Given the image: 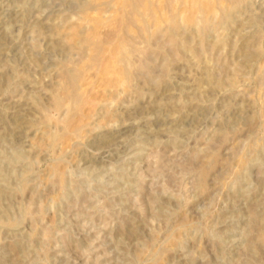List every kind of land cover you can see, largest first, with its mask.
Instances as JSON below:
<instances>
[{"label": "rangeland", "instance_id": "374dc122", "mask_svg": "<svg viewBox=\"0 0 264 264\" xmlns=\"http://www.w3.org/2000/svg\"><path fill=\"white\" fill-rule=\"evenodd\" d=\"M137 1L0 0V264H264V0Z\"/></svg>", "mask_w": 264, "mask_h": 264}, {"label": "bare ground", "instance_id": "6f19581e", "mask_svg": "<svg viewBox=\"0 0 264 264\" xmlns=\"http://www.w3.org/2000/svg\"><path fill=\"white\" fill-rule=\"evenodd\" d=\"M131 1V0H130ZM135 0H132V2H134ZM144 1V0H143ZM150 1V0H149ZM152 1V0H151ZM195 1V0H194ZM136 2L138 3V2H140V1H137L136 0ZM145 2V1H144ZM147 2H148V0H147ZM162 2V1H161ZM264 2V1H263ZM130 3V5H131V2H128V4ZM198 3V2H197ZM140 4V3H139ZM142 4V3H141ZM150 4V3H149ZM160 4V3H159ZM192 4V3H191ZM146 5V4H145ZM152 5V4H151ZM165 5V4H164ZM202 5V4H201ZM140 6V5H139ZM148 6V5H147ZM153 6H155V5H153ZM152 6V7H153ZM160 6V5H159ZM190 6V5H189ZM188 6V7H189ZM196 5H194V7H195ZM128 7V6H127ZM143 7V6H142ZM141 7V8H142ZM145 7V6H144ZM143 7V8H144ZM151 6H150V8H152ZM183 7V6H182ZM211 7V6H210ZM132 8H133V6H132ZM150 8H149V10H150ZM196 8H197V6H196ZM229 8V7H228ZM131 9V8H130ZM136 9V8H135ZM227 9V8H226ZM181 10V9H180ZM183 10H184V8H183ZM185 10H187V9H185ZM192 10H194L193 8H192ZM163 11V10H162ZM178 11V10H177ZM207 11V10H206ZM154 12H155V10H154ZM180 11H178V13H179ZM146 13V12H145ZM181 13V12H180ZM132 14H134V13H132ZM131 14V15H132ZM149 14L151 15V13L149 12ZM156 14V13H155ZM186 14V13H185ZM190 14V13H189ZM149 15V17L150 18H152V16H150ZM180 15V14H179ZM143 16H144V14H143ZM157 16V15H156ZM159 16V15H158ZM188 16V15H187ZM157 19V18H156ZM186 20V19H185ZM159 21V20H158ZM158 21L156 22V23H154V24H151L150 25V23H149V25H150V27L149 28H151L152 29V31L150 32V34H151V36H154L157 32H155L154 30V26L155 25H157V23H158ZM172 21H173V18H172ZM160 22V21H159ZM187 22V21H186ZM161 23V22H160ZM163 24V23H162ZM203 29V28H202ZM149 31H150V29H149ZM92 55H94V54H92ZM95 56V55H94ZM95 60H96V57H95ZM93 61V60H92ZM123 62V61H122ZM75 71H77L76 69H75ZM75 71H66L64 74H63V79H64V85H65V87H66V90H67V96H68V98L71 100V102H73V104H74V108H73V106H69L70 108H69V110L67 111V113L69 114V116L67 117V119L69 118V117H71V113L73 112V110H75V109H77V106L79 105V101H78V99H76L73 95H72V93H75V92H72L73 91V88H75L74 86H75V81L77 80L76 78H77V76H78V73L77 72H75ZM81 74V73H80ZM79 74V75H80ZM126 74L128 75V72L126 71ZM63 81V80H62ZM71 89V92L69 91ZM71 93V94H70ZM76 94V93H75ZM74 94V95H75ZM63 96H64V94H63ZM66 96V95H65ZM64 98H62V97H60V98H57L55 101H54V112H57V110H59L60 108H61V106H63L64 105ZM65 106V105H64ZM75 112V111H74ZM59 120V119H58ZM62 122H65L64 120H62ZM57 124V123H56ZM58 136L60 137V135L58 134ZM55 137V136H54ZM56 137H57V135H56ZM53 139V138H52ZM59 139V138H58ZM57 140V139H56ZM55 142V141H54ZM134 187V186H133Z\"/></svg>", "mask_w": 264, "mask_h": 264}]
</instances>
